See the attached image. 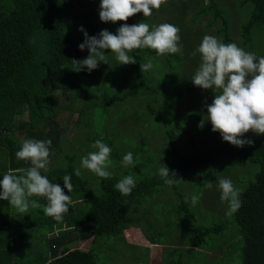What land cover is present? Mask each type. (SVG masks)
<instances>
[{"label": "trees", "instance_id": "trees-1", "mask_svg": "<svg viewBox=\"0 0 264 264\" xmlns=\"http://www.w3.org/2000/svg\"><path fill=\"white\" fill-rule=\"evenodd\" d=\"M100 3L101 0H0V180L9 170L30 166L15 156L23 140L50 139L51 162L49 171L42 175L63 188L62 177L70 174L73 185L71 193L64 188L73 203L62 222L46 216L42 209L30 208L21 214L10 209L8 201L0 200V264H124L127 260V264H151L150 248L140 246L143 251L138 254L139 243L125 235V230L146 221L153 237L160 236L161 231L154 225L162 224L163 215L157 211V203L162 200L151 199L160 198L170 187L158 174L161 164L177 174L170 173V178L178 181L170 188L181 215L178 226L187 233L184 241L191 246L187 252L210 246V239L224 235L233 222L230 232L243 239V246L241 258L237 255L231 264H264V135L251 138V146L239 148L222 137L210 138L206 124L199 128L204 117L201 111L187 108L190 116L186 123L180 114L185 111L179 110L180 105L194 99L190 97L187 73L200 63L199 55H191L201 43L200 32L205 36L213 28L220 41L236 43L264 56V0H205L186 19L194 23L192 28H186L182 19L173 20L180 29L182 53L158 56L152 49H136L129 53L136 63L120 65L109 49L105 51L108 63L101 62L90 73L87 68L76 71L72 60L89 55L87 49L81 51L78 47L84 41L81 26L95 36L103 29L115 34L125 23L102 22ZM168 3L171 5H165L164 11L173 13L175 2ZM192 4L193 0L184 2L185 10ZM234 6L237 25L232 17ZM203 18L207 21L200 28L195 23ZM147 19L136 14L127 23H145ZM190 35L196 36L191 44L187 41ZM149 59L154 68L142 73L141 64ZM58 88H62L60 95L65 105L56 100L54 92ZM201 90L194 100H199L201 94L214 99L212 90ZM64 110L70 111L66 121L60 119ZM25 113L28 119L23 118ZM74 114L75 125H82L83 130L81 135L73 131L69 137L65 122L71 124ZM97 140L112 149L108 169L112 177L104 180L83 168L77 177L74 169L80 168L81 157L94 151L91 145ZM154 140L163 145L153 146ZM128 152L136 163L125 168L122 159ZM237 168L248 176L245 183L242 181L244 187L241 173L233 172ZM227 172L241 190L242 206L231 219L222 214L225 221L199 225L201 202L193 206L188 199L185 203L189 184L195 187L199 182L198 190H202ZM126 175L135 178L136 187L124 196L113 186ZM34 199L45 203L42 198ZM162 202L168 206L163 214L167 211L169 218L173 205ZM225 206L227 210V203ZM147 217L155 220L152 225ZM177 221L175 214L170 227L175 229ZM150 239L160 245L157 252L161 259L156 264H187L176 244ZM76 240H90V248L72 246ZM217 241L227 243L225 238ZM94 246L98 247L93 249ZM212 249L224 253L222 248L215 250L214 244Z\"/></svg>", "mask_w": 264, "mask_h": 264}, {"label": "clouds", "instance_id": "clouds-1", "mask_svg": "<svg viewBox=\"0 0 264 264\" xmlns=\"http://www.w3.org/2000/svg\"><path fill=\"white\" fill-rule=\"evenodd\" d=\"M167 0H101L99 7L100 20L104 23H123L115 34L107 29L97 35L90 36L80 27L84 34V41L78 47L81 51L87 49L89 55L83 60H72L77 65L76 71L87 68L89 73L98 68L101 62L108 63L105 51L111 50L120 65L135 64L136 59L129 55L136 49H152L158 56L182 53L180 44V29L169 23L149 25L144 22L129 25L130 17L143 13L150 17L153 10H159ZM199 55L200 63L191 77V82L204 90H212L214 99L206 104L207 112L198 127L203 129L207 122L212 125L213 132H219L223 141L233 146L243 148L251 146L254 141L243 138L252 131L256 135H264V56L248 52L236 43H224L212 35H205L200 45L191 53ZM154 68L151 59L141 64L142 73ZM62 88H58L55 96H59ZM52 141L25 139L20 149L15 153L18 161L30 166L9 170L0 180V200H6L21 214L29 209H42L43 213L57 222L69 212L73 203L70 195L65 194L64 188L71 193L72 176L64 175L62 188L59 183L51 182L46 175L50 165V148ZM94 151L81 157L80 168L74 169L77 177L81 176V168L86 169L99 178L108 180L112 173L108 171L112 165L110 155L112 149L101 140L91 145ZM133 154L128 152L123 156L122 166H135ZM177 175L174 171L161 164L159 176L164 183L172 186L178 183L170 178ZM136 187V180L132 175H126L114 184L113 188L121 195H130ZM206 187L211 188L208 183ZM217 189L220 192L221 203H227L225 215L231 217L242 206L241 190L234 186L227 178L218 180ZM36 198H42L41 204ZM185 197V203L188 202ZM200 200L198 194L191 196V203L195 206Z\"/></svg>", "mask_w": 264, "mask_h": 264}, {"label": "rangeland", "instance_id": "rangeland-1", "mask_svg": "<svg viewBox=\"0 0 264 264\" xmlns=\"http://www.w3.org/2000/svg\"><path fill=\"white\" fill-rule=\"evenodd\" d=\"M168 1L169 0H167V2L165 4H163L159 10H153V14L150 17H148V19L146 20L145 23L149 24L150 26L151 25H159L162 23L174 24L173 20L175 21V20H181L182 19L184 26L186 28L190 29V28H192L191 26L194 23H192V22L188 23L186 21V19L190 16H193V13H194V10L196 9V6L205 0H193V4L188 9H186L187 11L184 8V2H187V0H174L175 11L173 13L169 12V11H164L165 5L166 6L171 5L170 3H168ZM188 1H190V0H188ZM235 8H236V6H234V8H232V17L235 20V25H237L238 16L235 12ZM183 11H186L184 15H182ZM143 16H144L143 13L138 14L139 18H141ZM180 16H181V18H180ZM206 21H207V19L203 18L202 20L197 21L195 24H197L198 27L203 28L204 24H206ZM212 30H213V28H211V30H209L207 32V34H205V35H212V36H215L216 38H218L217 35L214 34V32ZM235 33H236L237 40H239V35L237 34V32H235ZM200 35L202 36V32H200ZM201 36H200L199 41L200 40L202 41V39L204 37V36H202V37ZM195 37L196 36L193 37L192 35L187 37V41H189V44L195 42ZM197 37H198V35H197ZM192 38H193V41H192ZM247 51L249 52V49H247ZM255 54L262 56V55H260L259 52L258 53L255 52ZM259 56H257V57H259ZM195 70L196 69H192V71L189 70L187 73V74H189V82H190V87L192 89V93H190L191 94L190 97L194 98V99L202 91L201 89L196 87L190 80L192 75L194 74ZM211 96L212 95L208 96L205 94H201V98L199 100L190 99L186 103H183V105H180L179 110L186 112L187 108L193 107L194 109L201 111L203 113V116H204V115H206V112H207L205 109L206 104H211L213 101V99H210ZM63 97L64 96L60 95V96L56 97L57 98L56 100L60 103L62 102V104L65 105V100ZM133 106H134V108H137V106H138L137 102H134ZM185 112H182L180 114L185 118V122L187 123L188 118L190 116L189 115L190 112L187 111L186 114H185ZM69 115H70V111L64 110L60 114V119L66 121L68 119ZM23 118L28 119L27 113L24 114ZM76 119H77V114H74L72 119H71V120H73L71 122V124H69V121L65 122V125H68L67 126L68 128L66 130V134L69 137H71V133L73 131H74V134L77 136V135H81L80 129L83 130L82 125H79V126L75 125L74 121ZM189 126L191 128H193V126L191 124H189ZM206 126L210 129V133H209L210 138H213V140H215V139L221 137L219 132H213L211 130L212 125L210 122H207ZM258 136L259 135H256L252 131H249L248 133L245 134V136L243 138L251 139V138L258 137ZM152 145L158 146V148H160L163 145V143L157 142L156 140H154V141H152ZM191 149L194 150V147H191ZM236 165L240 168L242 167L239 164H236ZM233 172L238 173V174L241 173L238 168L236 170H234ZM245 173L246 172H242L241 173L242 176L239 175L240 176L239 178L241 179V181L240 180L239 181L241 184H243V187L245 185L244 183L248 179L247 178L248 176H246ZM85 176H88V175H86V173H85ZM220 178L230 179L233 182V184L235 185V179L233 178V175L228 173V172L225 173ZM220 178H218L216 181H214L212 183L211 188L204 187V188H202V190H198V189H201V187H200L201 184L199 182L197 183V185H195V187L192 184H189L190 187L186 191L189 193L188 198L191 200V196L193 194H198L200 196L199 201L201 202L202 210L200 211V209H198V211H200L198 213V215L200 216L199 218H201L202 221L199 220V223H198L199 225H203V224L208 225V224H212L216 221L221 222V221L226 220L222 216V214H225V212H226V206H225V203H221L220 192L217 189L218 180ZM184 186L186 188L188 187L186 185V183L184 184ZM158 197L159 196H155L151 200L158 199V200H162L164 202L167 201L173 205V208H171L172 215L170 214V216L168 218L167 211L165 212V214H163L164 209L168 210V206L166 204H164L162 201L157 203L159 205L157 208L158 214L163 215V217L162 218L159 217L162 224H159L157 226L154 225V226L156 227V229L159 230V232L161 231L160 236L159 237H153L154 234L153 233L151 234V232L149 231L146 221H142L143 223L141 225H130V227L125 230V235L129 236V238L131 240H134L135 242L139 243V245L136 246L137 247L136 251L138 254H140L143 251L140 246H148L150 248L151 256H152L151 264H156L161 259L159 252H157V248L160 245H157V242L155 240L150 239L151 237L155 238V239L159 238L164 243L167 242V243L176 244V246L180 247L182 249V251L184 252V254H185L184 261L187 264H231L234 261V259L237 258V255L239 256V258H241L243 239L242 238L240 239L239 236H237V234H234V232H232V231L230 232L232 225H234L233 222L230 225H228L229 231L227 228L225 229L224 235L215 236V237H213L214 238L213 240L210 239V246L195 248L194 251H192V248H191V251H190L191 253L187 252L188 248L191 246H189V244L184 241V238L187 236L186 235L187 233H182L181 232L182 226H180V227L178 226V224L181 222L180 221L181 215L178 214L177 210H176V196L174 195L173 189L170 187L166 188L165 191L163 192L162 196H160V198H158ZM84 206H86V204H84ZM203 206H204V208H203ZM85 208H87V206ZM175 214L178 218V221L176 222L175 229H173L170 227V225H171L170 219H172V221H173ZM227 218L231 219V217H228V216H227ZM147 220L149 221L148 217H147ZM154 221L155 220H151V221H149V223L152 225ZM169 229L173 232V234L171 233V231ZM221 238L227 239V243L224 244L223 243L224 240L223 241H217ZM110 240H112V239H110ZM76 241H74V243H72V246L78 247L82 250H88L90 248V245H91L90 240H79L77 242ZM213 244L215 245V248H216L215 250L222 248V249H224V253L219 254L218 251H212V250H214V249H212ZM161 245H163V243ZM95 247H98V246H94L93 249ZM125 249L126 248H124V250ZM189 256L191 259H189ZM127 263H128V260L124 264H127Z\"/></svg>", "mask_w": 264, "mask_h": 264}, {"label": "crops", "instance_id": "crops-1", "mask_svg": "<svg viewBox=\"0 0 264 264\" xmlns=\"http://www.w3.org/2000/svg\"><path fill=\"white\" fill-rule=\"evenodd\" d=\"M10 209H11V207H10ZM14 209V208H13Z\"/></svg>", "mask_w": 264, "mask_h": 264}]
</instances>
